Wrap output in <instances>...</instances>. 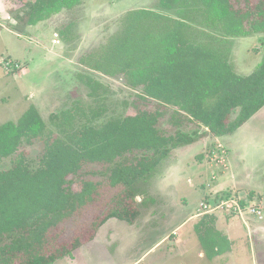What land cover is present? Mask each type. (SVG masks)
Segmentation results:
<instances>
[{
    "label": "trees",
    "instance_id": "trees-1",
    "mask_svg": "<svg viewBox=\"0 0 264 264\" xmlns=\"http://www.w3.org/2000/svg\"><path fill=\"white\" fill-rule=\"evenodd\" d=\"M80 3L34 0L27 5L26 23L35 26ZM159 7L175 9L177 18L144 9L129 12L122 32L100 57L83 64L107 77H121L142 100L169 106L205 131L167 136L158 129V108L110 117L100 125L94 121L101 112L91 118L81 112V118L67 109L50 116L57 136L34 106L16 122L0 124V161L15 156L23 144L44 142L36 167L20 152L9 169L0 171V264H55L72 258L110 219L134 225L140 217L136 198L144 194L140 184L173 149L198 137L230 135L264 107V50L256 70L238 76L227 57L187 33L196 12L206 28H217L225 37L264 34V0H159ZM77 79L92 97L102 88L90 77ZM91 165L109 167L105 183L71 180ZM230 197L239 198L230 191L213 198ZM251 198L248 194L244 200ZM216 221L206 214L194 226L208 261L231 251L228 239L215 229Z\"/></svg>",
    "mask_w": 264,
    "mask_h": 264
},
{
    "label": "rangeland",
    "instance_id": "rangeland-1",
    "mask_svg": "<svg viewBox=\"0 0 264 264\" xmlns=\"http://www.w3.org/2000/svg\"><path fill=\"white\" fill-rule=\"evenodd\" d=\"M33 1L0 0V124L16 122L34 106L48 130L57 136L50 116L67 109L78 112L81 118V112L90 118L101 112L94 121L100 125L110 117L123 118L142 108H158V129L163 134L194 136L200 132L173 108L142 100L121 77H107L83 64L100 57L106 45L122 32L129 12L144 9L176 19L175 9H161L159 0H81L72 10H63L30 27L26 23L27 5ZM188 24L189 37L221 52L236 75L248 76L256 70L263 57L264 34L225 37L217 28H206L196 12ZM78 75L92 78L102 88L90 96ZM214 141L210 136L198 137L192 144L173 149L157 172L140 184L144 194L136 198L140 217L134 225L110 219L90 243L74 251L72 258L55 264H264V219L246 217L241 221L216 213L220 231L222 223L234 231L231 236L215 227L233 249L217 261L199 257L194 232L203 216L201 204L206 198L214 199L215 194L230 191L244 199L247 192L254 191L260 196L255 202L264 211V108L240 131L223 139L227 152L223 165H210ZM43 148L44 142L37 140L32 145L23 144L16 155L26 152L34 168ZM201 155L204 159L200 161ZM15 156L0 161V171L9 169ZM108 173L109 167L91 165L71 180L77 184L83 179L105 183Z\"/></svg>",
    "mask_w": 264,
    "mask_h": 264
},
{
    "label": "built area",
    "instance_id": "built-area-1",
    "mask_svg": "<svg viewBox=\"0 0 264 264\" xmlns=\"http://www.w3.org/2000/svg\"><path fill=\"white\" fill-rule=\"evenodd\" d=\"M219 149L221 146L218 145L215 151L210 152L211 156L209 161L212 163H221L223 151L220 154ZM219 153V154H218ZM241 200L244 201V204H241ZM203 214H216L224 213L228 217H236L241 221L246 217L253 218L255 220L264 219V211L261 206L255 202V198H251L247 201L241 198H217L210 199L207 202L201 204Z\"/></svg>",
    "mask_w": 264,
    "mask_h": 264
},
{
    "label": "crops",
    "instance_id": "crops-1",
    "mask_svg": "<svg viewBox=\"0 0 264 264\" xmlns=\"http://www.w3.org/2000/svg\"><path fill=\"white\" fill-rule=\"evenodd\" d=\"M264 108V107H263ZM262 108V109H263ZM261 109V110H262ZM261 110H259L258 112H260ZM257 112V113H258ZM256 113V114H257ZM255 114V115H256ZM255 115H253V116H255ZM253 116L248 120V121H250L252 118H253ZM248 121L246 122V123H248ZM245 123V124H246ZM245 124H243L241 127H239L236 131H234L232 134H230V135H227V136H224V137H221V138H217V137H212V136H210V135H208V136H210V137H212L213 138V140H215L214 142L216 143V144H214V146L212 147V148H214V147H216V149H217V146L219 145V144H221L222 145V147H221V149H219V152L221 151H223V155H222V157H221V159L223 160L221 163H218L219 165H223L224 164V157L226 158V156H227V152H226V149H225V147L223 146V144H222V141H223V139L224 138H226V137H228V136H232L234 133H236L237 131H240L241 130V128L245 125ZM203 131H205L204 129H202L201 131H200V133H202ZM220 152V154H222ZM202 156V155H201ZM204 159V156L202 157V160ZM201 161V160H200ZM210 165H213V163H210ZM223 168H225L226 167V165L225 166H222ZM172 171V170H171ZM261 185H262V182H261ZM262 187H263V185H262ZM263 189H264V187H263ZM264 192V191H263ZM215 193H217V192H215ZM247 195L248 194H250V196L252 197V198H256V196H257V194L254 192V191H249V192H247L246 193ZM244 195V194H243ZM242 195V196H243ZM246 195V196H247ZM245 195H244V198L246 197ZM258 198H260V196H257ZM205 202V201H204ZM200 208H201V206H200ZM201 211H202V214L201 215H206V214H203V210H202V208H201ZM208 215V214H207ZM213 215H215V214H213ZM220 222V219H219V217L217 216V221H216V225H215V227H216V229L218 230V231H220V226H219V224H221V223H219ZM222 226H223V231H220V232H225V233H227V234H229V235H233L234 234V231H233V229L232 228H230L228 225H226L225 224V226H224V224L222 223ZM231 236H230V239H231ZM229 239V240H230ZM157 243H159V241H157L156 243H155V245H153V247L154 246H156L157 245ZM176 243H178V242H176ZM152 247V248H153ZM151 248V249H152ZM232 248V247H231ZM151 249H150V251H151ZM233 249H231V251H232ZM156 250H154V252H155ZM231 253V252H230ZM198 255H199V257H202V258H205V256H204V253H203V251H202V249H201V246H200V243H199V245H198ZM222 256H224V255H222ZM222 256H219V257H217V258H215L214 260H212V261H217V260H219V259H221L222 258ZM206 259V258H205ZM138 262V261H137Z\"/></svg>",
    "mask_w": 264,
    "mask_h": 264
}]
</instances>
